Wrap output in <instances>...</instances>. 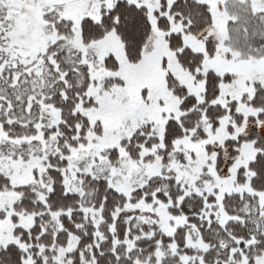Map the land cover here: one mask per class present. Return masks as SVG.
Here are the masks:
<instances>
[{
  "label": "snow or ice",
  "instance_id": "snow-or-ice-1",
  "mask_svg": "<svg viewBox=\"0 0 264 264\" xmlns=\"http://www.w3.org/2000/svg\"><path fill=\"white\" fill-rule=\"evenodd\" d=\"M0 264H264V0H0Z\"/></svg>",
  "mask_w": 264,
  "mask_h": 264
}]
</instances>
